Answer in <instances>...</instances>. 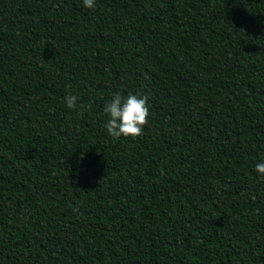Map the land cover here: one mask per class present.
<instances>
[{
  "label": "trees",
  "instance_id": "obj_1",
  "mask_svg": "<svg viewBox=\"0 0 264 264\" xmlns=\"http://www.w3.org/2000/svg\"><path fill=\"white\" fill-rule=\"evenodd\" d=\"M261 160L264 0H0V264H264Z\"/></svg>",
  "mask_w": 264,
  "mask_h": 264
},
{
  "label": "clouds",
  "instance_id": "obj_2",
  "mask_svg": "<svg viewBox=\"0 0 264 264\" xmlns=\"http://www.w3.org/2000/svg\"><path fill=\"white\" fill-rule=\"evenodd\" d=\"M83 7L93 9L96 0H82ZM78 97L71 93L64 97L68 109L77 105ZM103 114L107 117L104 124L106 133L113 138L136 137L142 134L143 127L149 116V100L145 95L129 92H116L103 105ZM254 171L259 178L264 179V160L254 165Z\"/></svg>",
  "mask_w": 264,
  "mask_h": 264
}]
</instances>
